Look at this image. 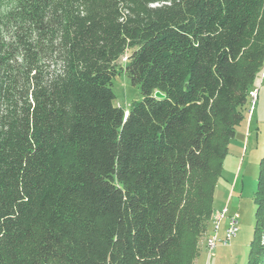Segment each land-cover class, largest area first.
Returning <instances> with one entry per match:
<instances>
[{"label":"trees","instance_id":"obj_1","mask_svg":"<svg viewBox=\"0 0 264 264\" xmlns=\"http://www.w3.org/2000/svg\"><path fill=\"white\" fill-rule=\"evenodd\" d=\"M263 67L264 0H0V264H193Z\"/></svg>","mask_w":264,"mask_h":264},{"label":"rangeland","instance_id":"obj_2","mask_svg":"<svg viewBox=\"0 0 264 264\" xmlns=\"http://www.w3.org/2000/svg\"><path fill=\"white\" fill-rule=\"evenodd\" d=\"M3 2L7 4L10 0ZM125 60L126 54L118 64H124ZM254 86L255 89L250 93L249 104L243 109L244 120L235 126V136L228 143V153L223 161L214 192L216 211L214 210L215 220L211 225L213 232L203 236V241L207 244L208 239L216 232L214 227L219 219V211L225 207L229 214H238V231L229 243L224 244L223 238L228 221L227 217L223 218L220 222L216 247L209 252V247L206 245L208 250H202V261L196 264H245L251 237L250 216L253 210L251 197L257 168L256 138L262 139L264 134V67L256 78ZM112 90L115 95L114 104L123 109H128L132 102L142 98L139 87L133 85L124 74H118L113 79Z\"/></svg>","mask_w":264,"mask_h":264},{"label":"built area","instance_id":"obj_3","mask_svg":"<svg viewBox=\"0 0 264 264\" xmlns=\"http://www.w3.org/2000/svg\"><path fill=\"white\" fill-rule=\"evenodd\" d=\"M227 217V226L225 229V236L223 238L224 244H227L231 241V239L236 235L238 231V214H229L227 208L225 207L222 211H219V220H217L216 227H214V234H212V242L209 244V252H212L216 247V239H217V230L220 226V222L223 218Z\"/></svg>","mask_w":264,"mask_h":264},{"label":"crops","instance_id":"obj_4","mask_svg":"<svg viewBox=\"0 0 264 264\" xmlns=\"http://www.w3.org/2000/svg\"><path fill=\"white\" fill-rule=\"evenodd\" d=\"M218 209V208H217ZM215 211H216V208H215ZM214 215V214H213ZM213 220H214V217H213ZM211 230H213L212 229V227L210 228V230L209 231H207V233L209 234V233H211V232H213V231H211ZM219 230H220V226H219V228H218V230H217V238H218V236H219ZM207 233L206 234H204L203 236H206L207 235ZM204 245V246H203ZM203 249H205L206 251H207V248H206V243H204V241H203V237L201 238V247H200V254H199V256L194 260V262H193V264H196V263H201V261H202V259H201V255H202V250ZM212 255V254H211ZM209 261H210V259H209ZM207 263V262H206ZM208 264V263H207Z\"/></svg>","mask_w":264,"mask_h":264},{"label":"water","instance_id":"obj_5","mask_svg":"<svg viewBox=\"0 0 264 264\" xmlns=\"http://www.w3.org/2000/svg\"><path fill=\"white\" fill-rule=\"evenodd\" d=\"M154 96H155L156 98H163V97H164V95H163L161 92H159V91H156V92L154 93Z\"/></svg>","mask_w":264,"mask_h":264},{"label":"bare ground","instance_id":"obj_6","mask_svg":"<svg viewBox=\"0 0 264 264\" xmlns=\"http://www.w3.org/2000/svg\"><path fill=\"white\" fill-rule=\"evenodd\" d=\"M215 218H216V217H215ZM214 220H215V219H214ZM218 220H219V219H218ZM216 224H217V223H216ZM216 224H215V227H216ZM211 242H212V237L208 239L206 245H208V247H209V244H211ZM208 247H207V248H208ZM207 250H208V249H207Z\"/></svg>","mask_w":264,"mask_h":264}]
</instances>
